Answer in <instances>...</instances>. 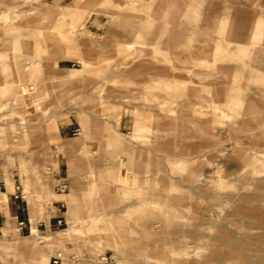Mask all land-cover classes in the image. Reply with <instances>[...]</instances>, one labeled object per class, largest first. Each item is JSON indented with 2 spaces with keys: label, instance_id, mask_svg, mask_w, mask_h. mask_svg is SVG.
Segmentation results:
<instances>
[{
  "label": "rangeland",
  "instance_id": "374dc122",
  "mask_svg": "<svg viewBox=\"0 0 264 264\" xmlns=\"http://www.w3.org/2000/svg\"><path fill=\"white\" fill-rule=\"evenodd\" d=\"M56 253L264 264V0H0V264Z\"/></svg>",
  "mask_w": 264,
  "mask_h": 264
},
{
  "label": "built area",
  "instance_id": "2783aa9c",
  "mask_svg": "<svg viewBox=\"0 0 264 264\" xmlns=\"http://www.w3.org/2000/svg\"><path fill=\"white\" fill-rule=\"evenodd\" d=\"M66 188L65 184L58 185V189L61 191H64ZM62 261V255L61 253H56L50 258L49 264H61Z\"/></svg>",
  "mask_w": 264,
  "mask_h": 264
},
{
  "label": "bare ground",
  "instance_id": "6f19581e",
  "mask_svg": "<svg viewBox=\"0 0 264 264\" xmlns=\"http://www.w3.org/2000/svg\"><path fill=\"white\" fill-rule=\"evenodd\" d=\"M72 32V31H71ZM13 42V41H12Z\"/></svg>",
  "mask_w": 264,
  "mask_h": 264
}]
</instances>
